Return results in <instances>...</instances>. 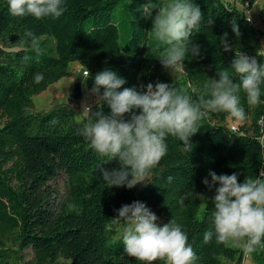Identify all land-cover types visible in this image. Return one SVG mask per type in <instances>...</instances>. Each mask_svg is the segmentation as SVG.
Wrapping results in <instances>:
<instances>
[{
  "label": "trees",
  "instance_id": "trees-1",
  "mask_svg": "<svg viewBox=\"0 0 264 264\" xmlns=\"http://www.w3.org/2000/svg\"><path fill=\"white\" fill-rule=\"evenodd\" d=\"M121 1L64 0L63 16L36 20L11 16L7 0H0V264H12L10 245L16 252L30 250L31 264H140L124 253L123 222L112 219L115 210L134 201L145 203L161 225L172 218L183 225L199 257L196 264H244L243 250L229 241L204 243V233L211 226V198L219 185L210 191L202 180H211L209 171L239 173L240 183L245 177H259L264 166V91L262 103L253 106L247 104L243 91L239 94L249 126L234 131L232 125H225L228 114L209 112L191 137V152L168 137V153L151 170L149 183L132 189L109 188L102 180L98 165L104 158L77 135L82 122L76 120L73 108L58 105L48 112H31L33 98L70 77L74 64L82 69L77 82L82 83L83 71L90 72L89 90L95 75L108 68L126 80L123 87L139 90L148 83L174 84L197 100L208 79L218 78L221 68L231 66L235 53L246 52L264 63L259 34L244 11L258 0H241L243 10L222 0H194L204 14L193 36L201 51L184 60L182 82L170 77L155 58L163 45L150 32L152 19L140 12L147 0L125 3L129 21L125 38L115 19ZM233 19L239 36L233 32ZM26 29L38 37L36 45L20 42ZM225 33L233 51L223 52L219 45ZM36 73L44 75L39 84L34 82ZM92 110L110 113L106 102ZM53 119L59 123L50 124ZM104 167L111 170L119 164ZM59 175L65 177L66 195L51 185ZM252 258L255 264H264V246L257 247Z\"/></svg>",
  "mask_w": 264,
  "mask_h": 264
},
{
  "label": "clouds",
  "instance_id": "clouds-1",
  "mask_svg": "<svg viewBox=\"0 0 264 264\" xmlns=\"http://www.w3.org/2000/svg\"><path fill=\"white\" fill-rule=\"evenodd\" d=\"M7 2L10 15L18 18L58 19L66 11L64 0ZM140 12L145 19H152L150 32L163 45L155 58L172 75L184 69L186 58L200 55V46L193 36L199 32L204 14L194 0H147ZM232 27L239 36L235 19ZM37 41L36 34L26 29L20 42L36 45ZM219 45L223 52L233 51L227 33L219 38ZM36 50L39 52L38 48ZM89 77L87 70L82 76L85 87ZM217 77L209 78L204 94L193 100L174 84L148 83L137 90L136 87H123L126 80L115 71L105 68L98 72L90 94L96 97L98 105L106 102L110 113L93 112L85 99L81 111L87 119L77 129V135L91 145L98 157L104 158L98 171L105 184L109 188L128 189L145 184L151 170L168 153V137L178 139L184 151L191 152V137L199 131L201 120L209 112L226 113L236 122H243L246 112L240 104L241 91L248 105L262 103L264 63L258 62L257 58L243 51L235 53L231 66L221 68ZM43 80L42 73L34 75L36 84ZM126 116L129 118L125 119ZM58 123L57 119L50 121L52 125ZM113 162H118L119 167L111 170L104 167ZM208 175L211 180L204 178L202 183L210 191L219 186L215 187L211 198V226L204 233V243L213 239L218 245L243 240L240 247L247 258L257 247L264 246V166L259 177H245L242 183L238 182L240 174L236 172L217 175L209 171ZM167 179L171 182L173 177ZM197 195L208 199L202 194ZM184 199L181 197V205ZM115 211L117 215L112 219L117 224L123 222L122 243L124 253L129 257L140 264H153L158 260L165 264H196L199 257L188 243V234L174 218L161 225L159 217L140 201L122 205Z\"/></svg>",
  "mask_w": 264,
  "mask_h": 264
},
{
  "label": "rangeland",
  "instance_id": "rangeland-1",
  "mask_svg": "<svg viewBox=\"0 0 264 264\" xmlns=\"http://www.w3.org/2000/svg\"><path fill=\"white\" fill-rule=\"evenodd\" d=\"M237 7L240 10H243L244 6L242 5L241 0H236ZM127 0H122L118 6L117 11L115 12V19L118 23L121 34L125 38L128 35V28H129V21L125 17V9ZM246 16L248 20L251 22V24L254 26L256 31L259 34L261 46L264 53V0H258L252 9H244ZM1 46V44H0ZM82 69L78 64H74L71 69L72 75L70 77H66L59 81L58 83L51 85L45 92L35 96L33 98V106L31 108V112L38 113V112H48L52 108L58 106V105H66L68 107L73 108L76 111V120L78 122H83L85 120V117L87 115L81 111L82 103L87 99V102L93 107L96 106V97L94 95L90 94V90L85 87L82 83V94L83 97L80 101H74L72 99V94L75 88V84L77 82V79L79 76H81ZM165 72L172 77L175 81L182 82L184 79V71L181 70L174 75L171 74L169 70L165 69ZM83 74V73H82ZM3 120L0 118V125H2ZM249 126L250 120L245 119L243 122H236L234 118H228L225 125L231 126ZM151 179V176H148V178L144 181L145 184L149 183ZM145 184H137L138 187H141ZM51 185L57 189L60 193V195H66V189H65V177L64 175H59L55 181L51 183ZM244 243V241H229L228 244L234 248H239L240 245ZM12 247V264H31L33 261L34 255L30 250H26L23 253L16 252L18 249L16 247ZM253 253H251L247 258L244 260V264H255L253 258ZM22 258V259H21Z\"/></svg>",
  "mask_w": 264,
  "mask_h": 264
},
{
  "label": "water",
  "instance_id": "water-1",
  "mask_svg": "<svg viewBox=\"0 0 264 264\" xmlns=\"http://www.w3.org/2000/svg\"><path fill=\"white\" fill-rule=\"evenodd\" d=\"M83 97L82 94V83L81 82H76L75 88L72 94V99L74 101H80Z\"/></svg>",
  "mask_w": 264,
  "mask_h": 264
},
{
  "label": "built area",
  "instance_id": "built-area-1",
  "mask_svg": "<svg viewBox=\"0 0 264 264\" xmlns=\"http://www.w3.org/2000/svg\"><path fill=\"white\" fill-rule=\"evenodd\" d=\"M223 2H225L226 4L228 5H231V4H237L236 0H222ZM86 72V71H83V73ZM92 107V106H91ZM262 125H264V122H262ZM232 130H237V126L236 125H232ZM262 142L264 143V136L262 137Z\"/></svg>",
  "mask_w": 264,
  "mask_h": 264
}]
</instances>
